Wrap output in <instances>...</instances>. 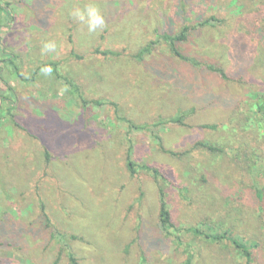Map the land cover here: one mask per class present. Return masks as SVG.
Wrapping results in <instances>:
<instances>
[{
    "label": "rangeland",
    "instance_id": "374dc122",
    "mask_svg": "<svg viewBox=\"0 0 264 264\" xmlns=\"http://www.w3.org/2000/svg\"><path fill=\"white\" fill-rule=\"evenodd\" d=\"M95 2L106 27L89 34L69 14L89 0H0V95L11 87L16 120L29 130L41 123L47 140L38 147V132L9 117L0 124V264H70V255L81 264H247L231 241L214 245L190 228L256 242L251 264H264V121L246 128L264 120L248 95L264 83L248 77L229 42L247 36L264 0ZM185 27L179 51L235 80L174 54L163 37ZM45 40L56 53L40 54ZM5 51L19 57L21 77ZM46 152L50 176L37 188ZM60 152L71 157L64 168ZM144 165L166 177L173 229L161 224L159 185Z\"/></svg>",
    "mask_w": 264,
    "mask_h": 264
},
{
    "label": "trees",
    "instance_id": "16d2710c",
    "mask_svg": "<svg viewBox=\"0 0 264 264\" xmlns=\"http://www.w3.org/2000/svg\"><path fill=\"white\" fill-rule=\"evenodd\" d=\"M214 19L215 18L207 19L206 21L201 22L199 25L200 26H206L211 20H214ZM246 26L248 29L247 36L241 35L243 37L239 36L240 38L239 37H232L231 41L229 40V42L231 43L230 45L232 46L234 53H236L239 56V58H237V57L236 58L240 60V62H241L240 65L244 66V68L242 67V69H244L246 71L245 73L248 75V77H250V78L254 77V78H256V80L260 79L262 81V83H264V9L260 13H258L256 16H253L252 18L249 17V21H248ZM188 31H189V27H185L184 30L179 35H176V36L164 35L163 39L165 41H167L172 46V48L174 50V54H176V56H178L179 58L191 61L193 64L197 65L198 67H205L211 71H214V72L218 73L224 80H228L229 79L228 75L226 74L224 69H222L221 67H216L215 65L208 64V63H202L200 61H194L192 58L186 57L185 55H183L179 51V49L177 48V45H178V43L184 42L187 40V38H188L187 32ZM150 51H151V46H148L147 48L142 50V52L139 53L140 58H142V56L145 53L150 52ZM98 52L104 56L117 54L116 52H113V51H102L101 52L99 49L97 50V53ZM5 54H7V59H5V62H7L9 66H12L15 74H17L18 76L21 77L20 67L16 63V61L19 60V57L16 54H8L6 51H5ZM245 59H246V61H245ZM259 59H260V63H258ZM1 61L2 60L0 59V62ZM3 62H4V60H3ZM245 62L247 65L242 64ZM44 65H50L52 67L57 68L58 63L52 62V63H47ZM43 66H41V67H43ZM229 80H235V79L230 78ZM6 85H7V83H6ZM262 92H264L263 89L261 91H256V90L252 89V90H250L248 95L256 100V104H252V109L253 110L257 109L258 112L264 113V93H262ZM7 93L8 94L6 97L3 95H0V102L10 105L9 109L6 111H2V108L0 107V124H1V126H3L5 124L4 121L7 122V120H5V118H4V116L9 117L10 118L9 123L12 122L11 124L14 125L16 129L22 127L21 130H24L26 133H30L31 130H33V134H36L35 132H38V136H36V135L32 136L34 139L35 145H38V147H39L40 145L46 144L47 140L44 139V137L41 135L44 132L40 131V127L42 125L41 123H35L34 124V122H36V120H32V122L30 123V125H32V126H31V129L29 130V128L26 129L25 127H23V122H19L16 120L18 115L14 114L13 110L16 109L15 104L17 102V97H16V94L12 90L11 87H8ZM95 103L98 104V102H95ZM244 117H245V119H243V117H242L243 122L248 120V118L246 116H244ZM183 119H184V116H183V118L167 120V121H165V123L167 122V123L183 124ZM2 120H4V121L2 122ZM262 121H264V120L260 119L257 124L255 122H252V120L247 121L246 128L249 126H252V125H256V127H257L258 124L260 127H262L260 125L261 123H263ZM133 126H135V125H133ZM34 127H35V129L36 128H38V129L35 130V129H33ZM31 135H32V133H31ZM262 138H264V134H263ZM199 146L201 148L203 147L204 149L209 150L213 153L214 152H219V153L221 152L220 148L215 147L214 145L207 146L204 142L197 144V147H199ZM59 154H60L59 157L64 161V163L60 162V163H62V166L64 168L65 162H67L66 160H69L71 157L64 156L61 152ZM44 162H45V166L43 165V171L41 173H39V176L37 178V184H36L38 186L37 188H39L41 185H43V183L46 182V180L50 176L49 169L51 166H49V164L51 162V157L48 154V152H46V157L44 158ZM60 167H59V169H62ZM128 167H129L130 173L132 175L136 173V171L134 169V164L130 161V156L128 158ZM143 167L154 177V179L157 181V183L159 185L160 221H161V224L169 230L173 229L174 225L172 222L170 207H169L167 195H166V192L164 189V186L166 184L165 182H167L166 177L157 168L148 167L146 165H144ZM55 169H56V167H55ZM57 172H58L57 175H60V173H62L63 171L62 172H60L59 170L55 171V173H57ZM7 194H8V192H7ZM259 198L261 201H264V195L262 192H260ZM40 200H41L40 203H41L42 208L44 210L45 209L44 208L45 203L43 202L42 198ZM43 213H45V212H43ZM176 230H180V229L176 228ZM189 230L192 231L193 233H195L196 235L200 236L201 239H204L205 242L214 243V245H219L220 243H222L223 240L227 239L235 245V247L237 249L236 250L237 255L246 259L247 264H251V262L253 261V250H254V248H256V246H258V244L256 242L251 249V247H248L246 244L241 243L238 240L234 239L231 236L229 231H226L225 233H223L221 235H210V234H205L201 229H197V228H190ZM70 264H81V263L76 259V257L74 255H70ZM185 264H192V257L189 258Z\"/></svg>",
    "mask_w": 264,
    "mask_h": 264
},
{
    "label": "clouds",
    "instance_id": "9594fccd",
    "mask_svg": "<svg viewBox=\"0 0 264 264\" xmlns=\"http://www.w3.org/2000/svg\"><path fill=\"white\" fill-rule=\"evenodd\" d=\"M69 14L76 22L85 26L89 34L103 31L106 27L105 16L95 0H89V3L83 8H73ZM57 48L58 46L55 40L42 41L40 54L45 56L56 53ZM39 72L44 77H51L53 68L50 65H44L39 69ZM25 99L27 100V97H25Z\"/></svg>",
    "mask_w": 264,
    "mask_h": 264
}]
</instances>
